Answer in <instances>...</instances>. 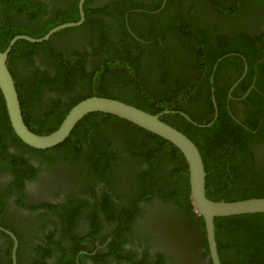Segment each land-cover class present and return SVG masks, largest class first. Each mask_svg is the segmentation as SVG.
Listing matches in <instances>:
<instances>
[{"label": "flooded vegetation", "instance_id": "af4514ba", "mask_svg": "<svg viewBox=\"0 0 264 264\" xmlns=\"http://www.w3.org/2000/svg\"><path fill=\"white\" fill-rule=\"evenodd\" d=\"M31 2L44 7L40 10L46 14L44 21L51 16L70 17L75 10L76 20L71 23H76L82 12V22L69 27L74 30L55 36L51 44L52 50L71 63L80 60L81 69L91 78L90 85L95 84L97 75L107 71L105 65L110 71L130 68L115 59L112 44L108 46L109 42L102 39H124L123 44L133 40L150 48L157 42L162 46L161 35L170 25L178 28L180 23L182 28L173 30L174 34L166 35L164 40L178 58L170 72L189 79L186 83L184 78L180 84L182 91H190L188 95L192 96L191 103L182 101L190 114L184 107H170L168 102L157 114L161 120L164 116L168 125L188 133L195 145L203 147L212 137L222 135L217 139L221 149L209 158V164L226 168L211 183H225L223 192H231L232 183L244 185L238 178L239 171L249 162L256 173L264 175V137L258 141L260 127L264 133V3L251 9L236 0H84L81 7L80 0ZM8 7V13L1 9L6 21L0 17V41H7L16 32L10 31L19 25L15 21L26 23L16 16V6L5 4L4 8ZM99 10L102 13L94 14ZM179 18H185L183 24ZM97 19L104 31L103 38L95 42L91 35ZM30 24L35 27L36 20ZM148 29L152 33L145 35ZM39 49L31 56L23 55L21 49L11 61L16 79L31 74L37 80L38 73L40 82L33 87L37 88L33 115L55 112L54 106L47 109L49 99L64 105L68 104V96L92 94L83 73L77 71L74 76L81 81L67 94H61L58 84L48 81V75L53 76L55 70L45 57L44 47ZM132 51L137 55L134 48ZM28 58L30 64L22 68L20 62ZM146 58L147 54L142 53L140 69L144 71L148 68ZM148 79L153 86L158 85ZM197 85L200 90L195 89ZM22 93L29 99L32 88L20 86L19 102L24 97ZM103 119H95V133L88 127L82 129L88 130L82 133L84 142L93 138L86 144L78 137L82 149L58 145L37 150L15 136L0 111V264H212L206 237L198 226V218L202 217L195 212L190 195V201L186 199L183 185L187 184L188 173L183 161L179 159L177 164L166 157L168 147H160L158 141L138 131L135 125L108 121L107 125ZM254 120L259 126L249 123L254 124ZM215 121L218 124L214 130H199ZM243 130L254 135L247 147L243 146V137L234 141L237 133L243 136ZM91 146L109 156L98 160ZM151 150L157 153L154 161L150 160ZM243 152L252 154L250 161ZM91 154H95L94 158ZM89 157L93 164L85 162ZM166 171L167 185L158 187L156 181ZM165 193L168 197L163 198ZM240 250H229L224 256L237 262L243 259Z\"/></svg>", "mask_w": 264, "mask_h": 264}, {"label": "trees", "instance_id": "16d2710c", "mask_svg": "<svg viewBox=\"0 0 264 264\" xmlns=\"http://www.w3.org/2000/svg\"><path fill=\"white\" fill-rule=\"evenodd\" d=\"M238 3H247L248 7L252 8H260L261 4L264 3V0H236ZM5 4L7 6H16L18 8L16 16L20 19V21H23V18L25 19L24 25L21 22L15 21V23H19V25L15 26L13 29H10L11 33L12 31L16 30L15 33H10L8 40H11L13 37L17 36L18 34H26L27 36L34 37V38H41L43 37L50 29L54 28L55 26H58L60 24L68 23L75 21L76 19V13L75 10L72 12V16L70 17H61L57 18L56 16H51L47 20L44 21L43 16L44 14L43 8L36 7L31 0H0V17H3L2 19L6 21V14L8 13V8H4ZM26 4V5H25ZM4 5V7H3ZM43 6L42 4H39ZM232 6V3H230ZM38 9H36V8ZM1 9L4 10L5 13L1 11ZM35 11L36 13H33ZM95 13H102L101 10ZM182 20V24L184 22L185 18H179ZM33 20H36L37 25L35 24V27L31 26ZM180 27L173 28V25H170L165 32L161 35V39L164 42L162 46H159L157 42L153 44V47H142L141 44L137 43L135 44L132 40L130 44H123L121 43L124 39H118L116 42H113V39H102L103 38V31L104 26L100 20L97 19L95 22L94 29L92 30V37L96 39H102L104 41L107 40V45L112 46L114 49L115 59L121 60L124 64L129 66L130 68H126V66H123L124 69H121L120 67H117L114 71H110L108 69V65H105V69H107L106 72L100 73L97 75L95 84H91V78L88 76V74L85 72V70L81 69L80 66V60L76 63H71L70 60H66L60 53H57L55 49L52 50V44L51 40L56 38L55 36L61 34L62 32L72 31L75 28H65L60 31H57L56 33L52 34V36L41 43H29L24 40H18L15 42V44L11 47L9 52V57L7 59V66L9 69V72L11 76L13 77V80L16 81L15 86L19 95V88H24L26 86L27 88H32L31 97L29 99H25V93H22L24 96L23 98L20 97V104H21V110L22 115L25 124L28 126V128L39 135L49 134L57 129V127L60 125L61 121L67 114V112L76 105L79 101L93 95L97 94L98 96H105L107 98L117 99L124 101L127 104L133 105L143 111H146L150 114H157L167 106V102L169 103L170 107L171 105H176V108L179 109L181 107H184V104L182 101H186L187 103L192 102V96L188 95L190 91L183 92L182 91V85L180 82L183 83V80L185 78L186 83H188L189 79L179 74H174L171 71V68L173 65L178 64V58L175 54H173V50H170L168 46H171L170 43H168L166 40V35H173L174 31H179L182 26L179 23ZM32 29V30H30ZM174 30V31H173ZM197 30V29H196ZM97 31V32H96ZM1 32V31H0ZM152 33V30L148 29L144 32L145 35H149ZM182 33V32H181ZM184 35V33H182ZM196 38H199L196 36ZM0 41V48L4 50L9 41ZM203 40V39H202ZM92 41V40H91ZM118 44L121 45V48L118 47ZM90 46H94L92 43H89ZM44 47V50L46 51L45 57L49 60L50 66H52L55 70V74L53 76L48 75V81L50 84H58L57 90L61 92V94H67L70 90H73V85L76 83L78 84L81 80L77 81L76 77L74 76L75 71L83 73V79H85L88 82V87L90 88L88 92H92V94L83 95L87 92H84L81 96H68V104H61L59 100L49 99L47 109L51 110L54 106L55 112L49 111V112H38L34 115L32 114L31 108L32 104L35 103V96L37 93V88H33L35 86V83L38 82L39 77L37 73V80L33 78V75L28 74L24 78L16 79L15 73L16 69L12 70V55H14L15 52H20L21 49L23 50V55L31 54L33 52H36L40 50L39 48ZM133 48L136 50L137 55L133 54ZM149 48V49H147ZM170 51V52H169ZM145 53L147 54V58L144 59V62H146V65L148 68L147 71H144L140 69V61L141 54ZM22 55V56H23ZM76 55L81 56L80 53H76ZM174 56V57H172ZM83 57V56H81ZM146 60V61H145ZM26 62V63H24ZM24 62H20V65L22 68H24L29 62L30 64V58L25 59ZM106 61L103 63L105 64ZM140 63V64H139ZM104 69V70H105ZM121 69V71L117 70ZM38 71V70H37ZM46 74V71H45ZM47 75V74H46ZM150 80H154L158 85L153 86ZM198 80H195L194 85L197 83ZM204 81H208V78ZM40 82V80H39ZM24 84V85H23ZM196 90H200L198 85L195 88ZM135 92L134 95L133 92ZM101 94V95H100ZM125 97V99H123ZM186 98V99H185ZM22 99V100H21ZM205 102V101H204ZM187 111V114L189 113V109L185 108ZM5 107H4V101L0 94V111H2L4 115L5 124L10 127V124L8 122L7 114L5 113ZM261 112L264 113V102L261 104ZM104 117L103 124H107L108 122H118L123 123L124 125L129 124L133 125L127 121L118 119L113 116L104 115L101 113H92L87 116H85L79 123L75 126L73 132L70 135V138L67 139L64 143L60 144L59 147H68V146H75L77 148L82 149L80 145V141L78 140V137H81V141L83 143L88 144L87 141L92 140L93 138L87 140L83 139L82 133H88V130H82L86 127L89 128V130L92 131V133H95L96 131L93 130V128L97 129V124L95 122V119L98 117ZM191 116V115H189ZM192 117V116H191ZM162 120L164 122V116L162 117ZM221 121V119H218ZM201 123V122H200ZM199 123V124H200ZM250 124L258 125L259 123L257 120H254V124L252 121L249 122ZM218 124L217 121H215L211 126L204 127V128H197L199 130H205L210 131L214 130L216 128V125ZM108 125V124H107ZM189 125V124H188ZM264 126V124H263ZM107 127V126H106ZM114 129L116 125L112 126ZM191 127V126H190ZM138 131H141L142 133L152 137L154 141L159 142V146L162 147V145L167 146L166 153L164 154L166 157L170 158L171 160H176L177 164H179V161H183L185 171L187 173V165L185 163L184 158L182 157L181 153L174 148L171 144L165 142L164 140L160 139L159 137L137 127L134 126ZM11 131L12 128L10 127ZM108 130V129H106ZM224 131V130H223ZM182 132V131H181ZM186 132V131H185ZM243 136H240L238 133V137H234V141L236 143L243 137L242 143L243 146L247 147V144L250 143L254 137L249 132H245L244 130ZM183 133V132H182ZM187 133V132H186ZM219 133H222V130L219 131ZM185 134V133H184ZM188 134V133H187ZM186 136L190 137L189 134ZM264 134L262 132V129L260 127L259 134L261 135L258 137V141H262L264 137ZM90 135V134H89ZM222 135L218 134L215 137H212L209 141H206V145L203 147L199 144L196 145L201 157L203 159V164L206 172V179H205V189H206V196L213 200V201H220L223 198V201H237V200H243V199H249V198H264V175H260L256 173L251 167V162L244 168L240 169L239 171V180L244 185H233L232 183V191L231 192H223V190L226 187L225 183H218L213 184L214 182V176L223 174L225 172V167L220 166L217 168H213L211 164H209V158L212 156H215L216 150L218 148L221 149V144L217 143V139H219ZM257 138V137H256ZM193 142L194 140L191 139ZM1 141V139H0ZM72 141H75L72 143ZM0 144H3L1 141ZM91 148L95 149L94 146H91ZM246 148H242V151H244ZM97 151V149H95ZM224 153V151H221ZM156 151L151 150L150 160L154 161L156 157ZM96 155L99 158H103L104 155L109 156L108 154H101V150H98L96 152ZM95 154H91L90 157L94 158ZM243 156L245 158H249L248 161H250V158L252 156L251 153L243 152ZM87 158L85 162L93 164V160L91 158ZM221 158V156H220ZM180 159V160H179ZM179 160V161H177ZM231 164L234 162H230ZM243 165V164H241ZM234 169H231V172H233ZM168 172H164L161 176V178L156 181L158 187H164V185H167V179L166 175ZM186 186L183 185L186 191V199L190 201L189 199V183L188 178ZM181 186V185H180ZM245 186V188H244ZM256 188L257 190H254L252 187ZM250 189V192H249ZM166 193L164 194L163 198H166ZM189 204V203H188ZM187 204V205H188ZM189 207V206H188ZM215 224V236L217 241V249L218 254L221 260V264H264V214H251V215H240V216H232V217H224V218H216L214 220ZM198 226L201 228L203 234L204 232V224L201 218H198ZM204 246L206 247V244L204 242ZM241 257H243L242 260H239L237 262L235 261H229L224 255L227 251L233 250V249H239Z\"/></svg>", "mask_w": 264, "mask_h": 264}, {"label": "water", "instance_id": "95a60500", "mask_svg": "<svg viewBox=\"0 0 264 264\" xmlns=\"http://www.w3.org/2000/svg\"><path fill=\"white\" fill-rule=\"evenodd\" d=\"M83 1L80 0V7ZM80 15V21L55 26L41 38L27 35L15 36L5 50L0 49V93L4 100L9 124L13 133L26 146L37 150H46L62 144L85 116L92 113H101L127 121L165 140L176 148L185 160L188 173L189 195L195 212L203 219L210 260L212 264H221L215 239L214 220L216 218L240 215L264 214V198H249L237 201H213L209 199L206 196L205 189L206 172L197 146L181 131L163 122L159 114L153 115L147 113L133 105L116 99L91 96L74 105L67 112L57 129L49 134H36L26 126L15 82L7 66L10 47L18 40L34 44L46 41L57 31L78 26L82 22V12Z\"/></svg>", "mask_w": 264, "mask_h": 264}]
</instances>
